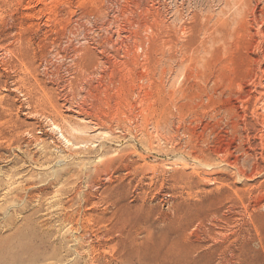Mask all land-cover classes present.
<instances>
[{"label": "rangeland", "instance_id": "obj_1", "mask_svg": "<svg viewBox=\"0 0 264 264\" xmlns=\"http://www.w3.org/2000/svg\"><path fill=\"white\" fill-rule=\"evenodd\" d=\"M182 232L264 264V0H0V264Z\"/></svg>", "mask_w": 264, "mask_h": 264}, {"label": "bare ground", "instance_id": "obj_2", "mask_svg": "<svg viewBox=\"0 0 264 264\" xmlns=\"http://www.w3.org/2000/svg\"><path fill=\"white\" fill-rule=\"evenodd\" d=\"M186 234L187 233L184 232L180 233L177 237L170 239L168 242H165L167 246L164 250L160 252L157 251L158 249H155L156 251L150 254V249L148 250V247H146L145 245L144 246L146 248L144 246H136L141 241H138L137 238L132 237V242L136 244L135 246L137 247V249L136 251H133L129 254L127 260H134L135 258H137L138 260H144L143 264H216V262L218 261L219 253L220 251H222V245L216 243L217 241L215 243L209 244L208 242H200L199 240L194 239L191 240ZM161 245L162 244H160V246ZM152 251L154 250L152 249ZM148 256H150V258H148Z\"/></svg>", "mask_w": 264, "mask_h": 264}]
</instances>
